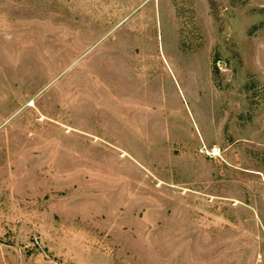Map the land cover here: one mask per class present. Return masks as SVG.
Segmentation results:
<instances>
[{"label": "rangeland", "instance_id": "1", "mask_svg": "<svg viewBox=\"0 0 264 264\" xmlns=\"http://www.w3.org/2000/svg\"><path fill=\"white\" fill-rule=\"evenodd\" d=\"M0 264H264V0H0Z\"/></svg>", "mask_w": 264, "mask_h": 264}, {"label": "built area", "instance_id": "2", "mask_svg": "<svg viewBox=\"0 0 264 264\" xmlns=\"http://www.w3.org/2000/svg\"><path fill=\"white\" fill-rule=\"evenodd\" d=\"M200 152L205 156L216 157V156L221 155V148L217 145L209 146V145L203 144L200 147Z\"/></svg>", "mask_w": 264, "mask_h": 264}]
</instances>
